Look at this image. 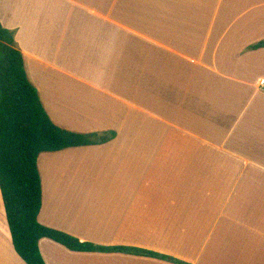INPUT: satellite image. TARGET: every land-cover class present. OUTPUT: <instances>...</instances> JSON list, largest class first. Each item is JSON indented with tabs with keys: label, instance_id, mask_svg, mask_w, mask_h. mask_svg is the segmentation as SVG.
<instances>
[{
	"label": "crops",
	"instance_id": "0c3cea01",
	"mask_svg": "<svg viewBox=\"0 0 264 264\" xmlns=\"http://www.w3.org/2000/svg\"><path fill=\"white\" fill-rule=\"evenodd\" d=\"M0 23L55 125L116 134L40 155L43 226L186 264H264V0H0ZM39 247L45 264H173ZM0 264H26L1 190Z\"/></svg>",
	"mask_w": 264,
	"mask_h": 264
},
{
	"label": "trees",
	"instance_id": "16d2710c",
	"mask_svg": "<svg viewBox=\"0 0 264 264\" xmlns=\"http://www.w3.org/2000/svg\"><path fill=\"white\" fill-rule=\"evenodd\" d=\"M262 48L264 41L252 47ZM115 138V133L79 134L55 125L29 80L14 32L0 23V190L14 249L26 264H45L39 247L44 239L76 253L118 252L186 264L153 252L83 243L39 222L43 206L40 155L100 145Z\"/></svg>",
	"mask_w": 264,
	"mask_h": 264
},
{
	"label": "rangeland",
	"instance_id": "374dc122",
	"mask_svg": "<svg viewBox=\"0 0 264 264\" xmlns=\"http://www.w3.org/2000/svg\"><path fill=\"white\" fill-rule=\"evenodd\" d=\"M206 238V235H200V237H199V242H202L204 239Z\"/></svg>",
	"mask_w": 264,
	"mask_h": 264
},
{
	"label": "built area",
	"instance_id": "2783aa9c",
	"mask_svg": "<svg viewBox=\"0 0 264 264\" xmlns=\"http://www.w3.org/2000/svg\"><path fill=\"white\" fill-rule=\"evenodd\" d=\"M260 85H261V87L264 88V81H262V82L260 83Z\"/></svg>",
	"mask_w": 264,
	"mask_h": 264
}]
</instances>
